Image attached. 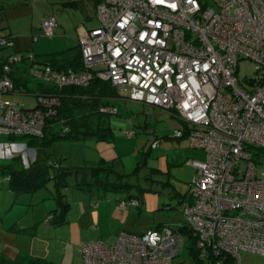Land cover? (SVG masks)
Listing matches in <instances>:
<instances>
[{
    "label": "built area",
    "instance_id": "built-area-1",
    "mask_svg": "<svg viewBox=\"0 0 264 264\" xmlns=\"http://www.w3.org/2000/svg\"><path fill=\"white\" fill-rule=\"evenodd\" d=\"M97 19L99 26L79 37L82 70L60 72L33 54H8L0 78V159L21 155L27 168L35 162L27 139L43 138L57 115L60 95L52 88L110 82L128 100L177 118L175 139L204 155L190 163L196 175L181 209L189 250L195 246L202 264H242L241 251L264 256V0H103ZM57 28L50 16L41 33L52 38ZM0 48L12 50L14 42L0 35ZM243 61L257 65L252 78L239 77ZM14 67L28 86L26 74L38 82L35 92L15 86ZM8 95H33L35 108H19ZM180 229L162 225L139 235L122 231L113 244L86 243L84 262L184 264L176 262Z\"/></svg>",
    "mask_w": 264,
    "mask_h": 264
},
{
    "label": "rangeland",
    "instance_id": "rangeland-1",
    "mask_svg": "<svg viewBox=\"0 0 264 264\" xmlns=\"http://www.w3.org/2000/svg\"><path fill=\"white\" fill-rule=\"evenodd\" d=\"M54 1L57 0L51 2ZM49 4L51 5L49 0H35L30 6L31 10L28 15L12 19V33L21 37L33 36L32 21L35 22L34 27H37L42 16L47 14ZM64 13L65 25L63 29L54 38L41 37L38 45L48 46L49 44L52 46L55 44L58 51L66 49L67 46H74L83 30L78 23L79 12L76 8H68ZM2 19L6 21L4 14H0V20ZM256 70L255 63L243 61L240 63L239 77L241 79L252 78L255 76ZM26 76L29 78V88L36 90L38 82L30 78L29 75L26 74ZM5 98L18 104L19 108L21 105L26 108H33L36 105V97L33 95H9ZM115 104L119 114L108 116L109 123L114 129L115 144L103 146V143L94 140L81 142L63 140L48 147L47 153L50 154L54 162H60L64 167H77L87 162L97 163L105 159H107L105 161L117 159L121 171L131 175L140 186L134 187L132 190V193L139 198L140 207L129 206L131 209H128L126 214L117 215L119 222L111 221L109 223L103 216L99 228H86L81 233L80 239H77V243L71 241L67 225L64 226V235L61 230L62 225L57 229L50 227L49 215L45 211L44 204L31 207L30 212L23 215L22 218L24 217L23 222L29 224L28 226L33 228L36 225L37 237L34 240L31 236H27V240L20 241L24 248L19 244V252L23 251L29 256H48L50 254V259L54 260L56 264H85L82 246L100 240L102 233L108 234L107 243L113 244L122 231L139 235L143 234L145 230L160 225H169L176 229L185 226L186 220L181 209L183 201L189 199V185L193 183L196 175V171L190 163L193 160L203 161L204 155L200 153L188 155L185 151H190V149L186 141H184L186 150L175 148L172 144V142H176L174 140L175 131L182 127V123L166 111L144 106L142 103L128 99L115 101ZM80 111L86 110L81 109ZM89 122L93 125L94 119H90ZM130 130H134L136 133L132 138L126 136ZM165 137L170 138L167 142L168 145L164 144ZM158 139L162 140V144L157 149H152V145ZM184 142L182 146H184ZM37 156L36 151V159ZM7 160L10 159H0V165L6 164ZM23 164L25 166L24 161ZM263 171L264 168L259 171L261 177H263ZM6 185L5 177L0 175V187H6ZM109 195L115 194L109 193ZM33 211H35L38 220L30 222L27 215H32ZM118 231L120 232L118 233ZM63 236L64 238H62ZM190 244L191 241L187 235L180 236V256L176 262H189ZM240 257L242 264H264V256L260 254L241 251Z\"/></svg>",
    "mask_w": 264,
    "mask_h": 264
},
{
    "label": "trees",
    "instance_id": "trees-1",
    "mask_svg": "<svg viewBox=\"0 0 264 264\" xmlns=\"http://www.w3.org/2000/svg\"><path fill=\"white\" fill-rule=\"evenodd\" d=\"M0 14L6 16V7L3 3H0ZM54 17L56 18V16ZM41 25L40 35L45 37L41 33ZM58 28L53 37H55ZM2 36L12 40L14 42V48L12 50L0 48V78L5 75L4 66L8 62L7 56L10 53L20 54L25 57L29 54H33L36 59L44 64H49L60 72H65L70 69L79 71L83 68L79 39V54L75 59H64V53H60L47 57L45 60H41V58L34 53H22L17 51L16 39L14 36ZM35 37L39 38L38 35H33L31 38L34 42H37L38 39L35 41ZM10 77L17 88L28 86V82L24 81V77L17 73V68H13ZM50 91L60 95L61 104L59 108L57 107V115L47 120L43 138H26L28 145L34 148L38 155L36 161L33 162L29 168L24 166L21 155H16L13 159L5 161L6 164L0 165V175L5 177L7 188L14 192L15 195H32L44 189L49 190L58 206V210L55 211L59 212V214H55L56 226L66 223V215L70 210V204L66 200V190L88 191L99 198L106 197L109 193H113L121 196V200L127 203H129L130 200H139V198L132 193V190L134 187L140 186L131 175L121 171L119 161L102 160L97 163L87 162L77 167H64L60 162H54L50 154L47 153L48 147L63 140H68L70 142H81L86 140L112 142L115 139V133L113 127H111L109 123L108 116L119 114L115 101H119L122 98L127 99V96L122 94L121 91L110 82L103 81L99 78H96L88 88L67 87L61 91H56L52 88ZM30 92L35 91L32 90ZM24 94H26V92H24ZM33 108H35V106ZM33 108L24 107L26 110ZM81 109H85L86 111H80ZM103 109H116L117 114L102 113L101 110ZM90 119H94L93 125L90 124ZM160 226L156 228H160ZM180 231L184 235L189 234L186 227H182ZM189 257V262H183L184 264H202V261L198 257V251L194 245L189 250ZM29 264L50 263L45 260H36Z\"/></svg>",
    "mask_w": 264,
    "mask_h": 264
},
{
    "label": "crops",
    "instance_id": "crops-1",
    "mask_svg": "<svg viewBox=\"0 0 264 264\" xmlns=\"http://www.w3.org/2000/svg\"><path fill=\"white\" fill-rule=\"evenodd\" d=\"M34 1L35 0H0V3H3V5L5 4L6 6V21L4 19L0 20V35L14 36L16 39L17 51L22 53L33 52L35 55L41 58V60H45L47 57H51L60 53H64V59H75V57H77L79 54V38L75 41L73 47L67 46L66 49L61 51L56 50L57 48L55 47V44L52 46L49 44L48 46L44 44L38 45L40 38L42 37L40 35V25L46 17L52 15L56 16L59 23V28L56 32L57 35L65 25L64 12L66 9L68 10V8H76L79 12L78 23L81 25V29L86 31L96 29L99 26V21L97 19V5L101 0H57L54 2L49 0L51 5H48L47 14L42 16L41 20H39L37 23L38 26L34 27L35 22L32 21V28L36 29V31H33L32 29V33L33 35H38L39 37L37 42L32 40V36L21 37L16 34L14 35L11 30L12 19H14V17L19 18L28 15L29 11L31 10L30 6ZM121 100H123V98ZM169 139L170 138L165 137L164 144L168 145L167 142ZM184 141L188 142L186 139H182L176 140V142H172V144L175 146V148L186 150V143ZM183 142L184 146H182ZM98 143H103V146H106V144H115V141L113 140L112 142ZM185 152H187L188 155L190 153L195 155L199 154V152H191V149L190 151L186 150ZM111 161L118 160L114 159ZM65 193L67 196L66 200L70 204V210L66 215V223L62 225L63 227L61 226V230L64 235V226L67 225L66 227L69 228L71 235L70 239L75 243H77V239H80L81 233L84 232L86 228H99V224L101 223L103 216L109 223L111 221L119 222L117 215H124L128 209H131V207L123 208L121 206L122 198L118 195H107L106 197L99 198L95 194L88 191L66 190ZM0 196V263L29 264L32 261L45 260L50 264H56L54 260L50 259V254H48V256H29L23 251L19 252L18 249L19 244H21L20 241L22 242L24 239L27 240V236H31V238H34V240L37 237L35 230L36 225H34L32 228L31 226H28L29 224H25L23 222L24 217L22 218L23 215L25 216L30 212L29 209H31V207L44 204L45 211L48 212L49 215V220L47 218L49 224L51 225L49 226L52 227V229H57L60 227L55 225V214H59V212H55L58 210L57 202L49 190L44 189L32 195H15L14 192L7 188L6 185V187H0ZM102 209H104V211H102ZM27 217L30 222H35L38 220L35 211H33L32 215H27ZM32 229H34V231H32ZM119 232L120 231H118V233ZM145 232H147V230H145L143 233ZM62 238H64V236ZM108 238V234L102 233L99 239L107 243ZM34 243L35 241L33 244ZM21 247L24 248V245L21 244Z\"/></svg>",
    "mask_w": 264,
    "mask_h": 264
}]
</instances>
